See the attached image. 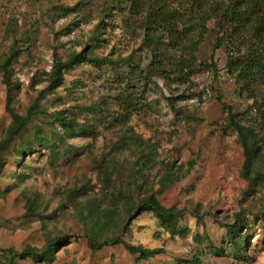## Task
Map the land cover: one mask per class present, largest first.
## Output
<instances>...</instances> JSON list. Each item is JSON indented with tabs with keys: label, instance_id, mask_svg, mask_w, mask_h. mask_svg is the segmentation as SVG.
Here are the masks:
<instances>
[{
	"label": "rangeland",
	"instance_id": "374dc122",
	"mask_svg": "<svg viewBox=\"0 0 264 264\" xmlns=\"http://www.w3.org/2000/svg\"><path fill=\"white\" fill-rule=\"evenodd\" d=\"M81 1L0 0V56L15 40L22 48L13 67L17 112L24 113L48 85L55 54L66 59L86 47L115 62L86 61L76 66L65 74L58 91L40 103L46 115L64 111L87 131L69 135L58 124L57 132L43 124V132L62 150L59 158L51 161L41 146L21 162L13 148L5 153L0 173V248L20 253L32 247L42 252L51 240L63 238L48 258L36 261L24 256L17 258L18 264H264V214L259 218L253 214L264 200V188L249 187L241 176L243 149L237 132L224 127L227 110L221 104L230 105L244 123L260 127L256 106L262 101L229 74L225 46L214 51L217 71L201 69L184 84L174 77H155L148 85L131 82L122 60L146 56L139 33L127 31L122 15L112 12L105 18L104 40L95 43L91 35L105 0H84L85 8L64 16L60 7ZM214 42L215 34L209 31L198 47V62H211ZM122 90L140 98L125 124L118 119L122 113L117 96ZM182 95L192 97L176 99ZM6 97L0 73V141L12 122ZM83 106L91 107L83 111ZM149 151L153 162L145 166ZM104 161L114 174L107 188L100 171ZM169 163L179 170V179L159 192ZM256 164L263 169L264 156ZM138 171L143 175L138 180L141 189L128 184ZM116 188L130 190L135 201L155 193L161 205L178 212V232L162 225L152 211L128 219L121 203L112 205L111 192ZM29 198H38L39 215L28 214ZM106 208L110 220L103 217ZM94 214L100 219L96 221ZM242 221L248 243L240 254L232 247L228 230ZM116 237L159 252L140 260L122 243L96 251L90 247L91 240ZM0 264H11L1 251Z\"/></svg>",
	"mask_w": 264,
	"mask_h": 264
},
{
	"label": "trees",
	"instance_id": "16d2710c",
	"mask_svg": "<svg viewBox=\"0 0 264 264\" xmlns=\"http://www.w3.org/2000/svg\"><path fill=\"white\" fill-rule=\"evenodd\" d=\"M88 2L82 0L74 6H62L60 9L67 17L70 13L78 9L85 8ZM82 7V8H81ZM121 14L127 31L138 32L141 37L146 56H140L138 61L130 56L125 61L129 67L127 77L129 81L143 83L148 85L155 77L170 78L180 84L187 82V79L203 69L206 71H217V64L214 61V51L225 46L227 52V66L230 75L235 76L242 83V88L251 90V96L261 99L259 107L256 109L262 119V125L256 122L244 123L241 116L234 109L221 102L227 110V116L224 127H230L238 134V142L243 149L244 163L241 176L248 180L249 187L254 189L264 188V168L256 164L264 156V0H105L100 16L93 28L91 40L100 44L103 40V32L106 28V17L110 13ZM210 32L215 34L213 43V53L210 56L211 62L207 60L197 61L198 47L206 40ZM187 45H186V44ZM90 45V44H87ZM179 54H175L177 51ZM22 48L17 40L9 48V51L0 56V73L3 84L6 87V110L12 117V122L7 127L5 134L0 141V173H2L6 163L5 153L13 148L21 162L26 153L43 147L48 153L51 161H55L62 154L59 144L51 135L43 132V124H47L52 131L57 132L56 124L63 128V131L69 135H85L87 131L79 122L69 119L64 111L56 116L46 115L41 107L42 100L50 94H55L65 81V74L76 66L88 61L95 65L103 63L114 64V60L109 57H100L94 53L93 49L88 51L84 47L81 51L72 52L66 59L54 55L52 70L47 73L48 85L40 90L39 95L33 104L24 112L19 113L15 109L13 90L17 83L13 80L14 63ZM260 91V95H259ZM177 100L192 97L176 96ZM173 98V97H172ZM139 97L134 92L122 90L117 96V102L121 107L122 123H126L131 114L135 112L139 105ZM172 108H176L175 101L169 99ZM257 105V104H256ZM91 106H83L81 109L86 111ZM19 142L16 144V142ZM135 141L141 145L142 140ZM72 149L67 147L66 150ZM149 151L144 165L147 166L153 162ZM142 156V155H140ZM138 157L140 160L141 157ZM109 164V162H108ZM104 161L100 171L104 174V183L106 188L110 185L111 176L114 175L113 167ZM165 175L161 180L162 188L168 187L173 181L179 179V170H175L172 163L167 164ZM138 177L133 176L128 184L136 189H141L138 184L142 171H138ZM130 176L132 174L130 173ZM71 190L70 193H72ZM113 199L112 205L117 206L121 203L126 211L128 219L133 218L137 213L143 211H152L159 221L172 230L178 232L179 215L174 208H165L158 201L155 193L148 195L138 201H135L133 193L124 188H116L111 192ZM108 195V194H107ZM38 198L28 199L27 212L30 216L39 215ZM106 208L103 211V217L111 219ZM256 218L264 214V200L261 201L259 211L253 213ZM95 220H99L94 214ZM246 222L242 221L229 228V236L232 241V247L237 253H244L248 232L242 233ZM63 242V238L51 240L42 252L32 247H27L22 252L13 249H3L0 251L10 257L11 264H18L17 258L30 256L36 261H41L52 255L56 245ZM122 243L130 253L137 255L138 259H148L156 255L158 249L144 248L142 245H134L124 242L121 238L105 239L98 242L90 241V247L96 251L102 249L105 245ZM194 264H198L194 262Z\"/></svg>",
	"mask_w": 264,
	"mask_h": 264
}]
</instances>
